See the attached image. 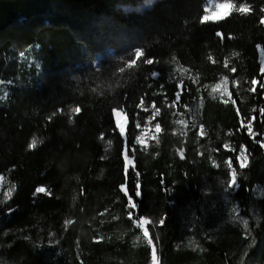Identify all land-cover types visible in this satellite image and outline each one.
Returning <instances> with one entry per match:
<instances>
[{
  "label": "trees",
  "instance_id": "trees-1",
  "mask_svg": "<svg viewBox=\"0 0 264 264\" xmlns=\"http://www.w3.org/2000/svg\"><path fill=\"white\" fill-rule=\"evenodd\" d=\"M143 1L0 0V264H264V0Z\"/></svg>",
  "mask_w": 264,
  "mask_h": 264
},
{
  "label": "rangeland",
  "instance_id": "rangeland-1",
  "mask_svg": "<svg viewBox=\"0 0 264 264\" xmlns=\"http://www.w3.org/2000/svg\"><path fill=\"white\" fill-rule=\"evenodd\" d=\"M159 0H145L142 3L134 6H126L125 8L130 11H139L144 12L145 10L152 7ZM242 11L243 13H247L248 9L244 6L238 8V6L227 0H207L205 4V15L204 19L207 21H217L227 18L231 15L234 11ZM264 23V19H263ZM123 35V34H122ZM155 76V75H154ZM264 88V86L262 85ZM227 88L228 82L226 80L220 82L216 86H214L215 92H219L220 96L223 99L227 98ZM264 90V89H263ZM114 117L116 120V126L119 132L122 134L124 138L127 136L128 132V125L129 119L127 114L120 109L114 111ZM157 117V109L153 106L149 108V114L147 115V119L144 125L137 124L136 132L137 136L135 139V143L140 146L141 148H148L152 141L157 140L159 134L161 132V128L156 121ZM249 133L252 137H256L257 133L253 132V128L250 123H248ZM252 128V129H251ZM264 146V142H262ZM239 163L242 167H246L249 163V153L246 148H243L240 155H239ZM133 159L126 155V164L127 167L131 165ZM231 188L233 190H237L239 187L238 177L236 170L232 168L231 171ZM13 188H11L10 184L7 181L6 176L0 177V212L8 205L9 201L11 200ZM45 194L48 193V190L45 187H41L37 190V194ZM254 193L256 197H261L264 194L263 187L261 185H257L254 189ZM240 207L236 206V213H239ZM149 221L144 219L140 222V228L144 233V237L148 242V245L152 246V242L150 240V236L147 230V225ZM156 255V249H153V256ZM153 264H159L158 260L154 258Z\"/></svg>",
  "mask_w": 264,
  "mask_h": 264
},
{
  "label": "crops",
  "instance_id": "crops-1",
  "mask_svg": "<svg viewBox=\"0 0 264 264\" xmlns=\"http://www.w3.org/2000/svg\"><path fill=\"white\" fill-rule=\"evenodd\" d=\"M204 21H207V20L204 19Z\"/></svg>",
  "mask_w": 264,
  "mask_h": 264
},
{
  "label": "bare ground",
  "instance_id": "bare-ground-1",
  "mask_svg": "<svg viewBox=\"0 0 264 264\" xmlns=\"http://www.w3.org/2000/svg\"><path fill=\"white\" fill-rule=\"evenodd\" d=\"M252 126V125H251ZM252 129V128H251ZM157 249V248H156Z\"/></svg>",
  "mask_w": 264,
  "mask_h": 264
},
{
  "label": "clouds",
  "instance_id": "clouds-1",
  "mask_svg": "<svg viewBox=\"0 0 264 264\" xmlns=\"http://www.w3.org/2000/svg\"><path fill=\"white\" fill-rule=\"evenodd\" d=\"M218 21V20H217Z\"/></svg>",
  "mask_w": 264,
  "mask_h": 264
}]
</instances>
